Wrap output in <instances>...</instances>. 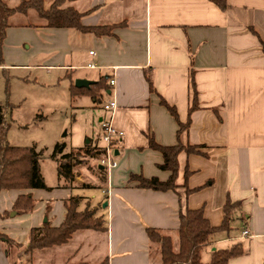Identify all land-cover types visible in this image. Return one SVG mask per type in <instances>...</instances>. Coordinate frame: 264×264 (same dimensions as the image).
<instances>
[{"label":"crops","instance_id":"crops-1","mask_svg":"<svg viewBox=\"0 0 264 264\" xmlns=\"http://www.w3.org/2000/svg\"><path fill=\"white\" fill-rule=\"evenodd\" d=\"M219 1L226 6L220 7ZM65 7L85 14V26L124 25L107 36L48 28L44 23L39 28L41 37L28 36L24 29L11 36L8 29L5 63L0 67L65 71L70 97L78 79L93 85L101 78L106 80L108 89L101 103L117 102L113 126L124 137L116 144L112 156L116 167L108 170L107 184L95 188L102 197L93 196L99 198L95 202L86 198L85 204L90 202L97 209L108 233H77L63 246L26 253L32 229L47 223L62 225L67 204L79 196L75 192L87 181L86 174L81 170L74 189L61 188L58 179L56 187L46 184L51 190L4 191L0 193V264H157L158 254L151 255L148 228L171 235L175 245L181 213L202 208L217 227L228 199L242 203L246 228L238 237L218 236L210 248H226L232 240L247 238L242 242L246 255L230 264H264V0H74ZM8 42L17 53L15 58L7 54ZM26 42L30 48L34 45L32 57L43 61L47 56L48 61H24L20 46ZM192 75L199 109L192 113L181 141L199 146L201 154H180L176 192L140 189L130 182L132 174L162 181L169 178L168 172L157 168L163 158L148 147L147 137L162 146L177 144L178 124L161 106V99L175 107L180 121L187 123ZM113 79L115 86L110 85ZM82 97L71 99L78 102ZM106 116L105 111L99 113V121ZM95 175L94 181L87 182L99 186ZM27 194L36 206L18 215L14 204ZM101 235L105 256L87 262L84 246L98 242Z\"/></svg>","mask_w":264,"mask_h":264},{"label":"trees","instance_id":"trees-1","mask_svg":"<svg viewBox=\"0 0 264 264\" xmlns=\"http://www.w3.org/2000/svg\"><path fill=\"white\" fill-rule=\"evenodd\" d=\"M74 0H54L49 9L45 8V0H22L16 8L9 7L5 0H0V66L4 60V42L9 29V20L16 14L26 15L30 10H35L40 19L48 28L75 29L83 34L95 36L111 35L113 30L124 23L107 26H85L82 18L85 14L80 13L73 7H65L67 3ZM220 7L226 5L219 1ZM264 48V47H263ZM193 88L192 106L189 111L187 123L179 119L177 109L161 99V106L165 107L169 114L178 124L177 144L174 146H162L154 138L148 136V147L162 155L163 162L157 166L160 171L168 172L169 178L166 181L158 177L147 178L143 175L132 174L130 182H134L140 189L156 192H176L180 187L178 184L180 166L179 156L182 152L188 155L201 154L199 146L184 145L181 141L182 133L191 124V115L199 109L198 93L195 88L194 75L191 77ZM108 89L107 82L101 78L98 83L85 88H71V98L74 100L82 96H89L96 103H101L105 91ZM150 90L154 92L152 82ZM6 107L0 105V193L11 190H51L46 185L41 173V161L44 159L43 152H37L35 147H15L7 141V132L10 128L6 121ZM106 157L104 146L94 145L90 140L81 148H72L67 151L64 143L56 144L51 158L57 162V175L61 182V188L74 189L76 180L82 176L81 167L88 165L91 161L94 166L91 169L96 174L101 185L96 186L85 182L82 189L102 188L108 182V169L101 164ZM189 171L186 170L188 178ZM186 178V179H187ZM197 191V190H195ZM188 190L189 193L195 192ZM84 198L73 196L67 204V214L64 222L59 227H52L47 223L44 227L34 228L31 231L29 246L24 250L26 253H34L46 249L68 244L77 233L94 231L103 234L108 233V227L102 217L97 216V209L87 204L83 211L79 205ZM36 202L29 194L20 195L13 207L18 215L27 214L34 210ZM242 203L233 202L228 199L224 205V217L221 225L215 227L205 217L204 210L188 209L179 215L180 227L178 231V250H175L174 240L171 235L155 228H148L147 234L150 241L151 255L158 254L157 264H230L231 260L246 255V250L241 241L236 242L229 248L216 249L210 253V261L202 262V251L211 246L219 234L231 238L233 223L236 220H243ZM10 241V240H9ZM11 242V241H10Z\"/></svg>","mask_w":264,"mask_h":264},{"label":"rangeland","instance_id":"rangeland-1","mask_svg":"<svg viewBox=\"0 0 264 264\" xmlns=\"http://www.w3.org/2000/svg\"><path fill=\"white\" fill-rule=\"evenodd\" d=\"M5 1L11 8H16L22 3V0ZM53 1L45 0V8L49 9ZM43 23L35 10H30L26 15L16 14L9 20L11 36H16V31L24 29L28 36L41 37L39 28ZM30 45L26 42L20 46L24 61L29 64L46 63L47 56L42 57L43 61H37V58L31 56L34 45L31 48ZM7 48L9 49L7 54L15 58L17 53L10 42ZM11 58L7 59L8 64H11ZM69 84L65 78V71H52L48 68L16 70L11 67L6 69L0 67V105L7 109L6 121L10 126L7 141L11 146L35 147L37 152H43L41 173L50 187H56L58 184L57 162L51 158L56 144L64 143L67 151L72 148H81L90 140L94 145L104 146L101 122L98 117L99 113L104 114L102 103H97L96 107L90 106L93 101L88 97H82L78 102L73 101L69 93ZM93 166L94 162L91 161L88 165L81 167L88 182L94 181L95 173L90 169ZM75 194L85 198L79 205L80 211L86 208V198L95 202L102 197L100 190L95 188L81 189ZM98 195L99 198L93 197ZM244 228H246L245 221L236 220L233 223L231 237L240 236ZM222 235L224 234H219V236ZM98 239V242L84 246L85 256H88L85 259L87 262L95 263L105 256L106 245L102 241L103 236L101 235ZM243 240L240 241L246 242L247 238ZM236 242L239 241H230L227 247H231ZM174 247L178 250V242ZM93 249L95 251L90 254L89 251ZM211 251L210 246L202 251L203 263L210 261Z\"/></svg>","mask_w":264,"mask_h":264},{"label":"built area","instance_id":"built-area-1","mask_svg":"<svg viewBox=\"0 0 264 264\" xmlns=\"http://www.w3.org/2000/svg\"><path fill=\"white\" fill-rule=\"evenodd\" d=\"M93 54V52H91ZM91 68H95L94 65H90ZM110 85L115 86L116 80H110ZM117 108V102L111 100L103 105V109L107 116L102 119L101 129H102V139L104 142V147L106 149V157L101 161V164L106 166L107 169L116 167V163L112 162V156L114 155L116 144L124 137V133L118 131L113 126V115ZM243 236H249V231L245 230Z\"/></svg>","mask_w":264,"mask_h":264},{"label":"water","instance_id":"water-1","mask_svg":"<svg viewBox=\"0 0 264 264\" xmlns=\"http://www.w3.org/2000/svg\"><path fill=\"white\" fill-rule=\"evenodd\" d=\"M93 84H94V82L88 81V80H83V79H78V80L75 81V87H77V88H86V89H88ZM106 206H107V203L104 204V207H106Z\"/></svg>","mask_w":264,"mask_h":264}]
</instances>
